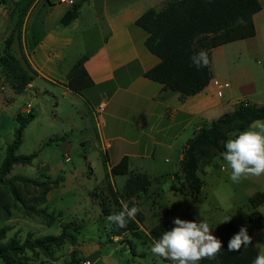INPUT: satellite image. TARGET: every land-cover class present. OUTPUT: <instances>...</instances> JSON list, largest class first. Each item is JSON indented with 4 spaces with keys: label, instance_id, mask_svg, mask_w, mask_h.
<instances>
[{
    "label": "rangeland",
    "instance_id": "374dc122",
    "mask_svg": "<svg viewBox=\"0 0 264 264\" xmlns=\"http://www.w3.org/2000/svg\"><path fill=\"white\" fill-rule=\"evenodd\" d=\"M69 1L0 0V53L5 39L12 32L22 39L25 21L33 7L41 2L38 6L63 8ZM18 42L22 49L21 40L15 41ZM13 50L19 57V51L14 47ZM21 52L19 59L24 62L25 55ZM233 58L226 62L219 52H214L211 69L222 82L218 85L219 95H222V86L226 94L233 91L234 83L229 74L241 70L239 67L243 60ZM247 65L252 72L241 78L251 77L258 90L263 92L264 74L261 68L250 60ZM229 84L231 87H228ZM9 90L6 92H12ZM15 98V102H10L14 113L6 109V116L0 117V166L7 146L15 139L18 126L16 114L24 110L22 117L26 118L31 112L28 103L34 108L35 118L24 130L23 143L17 155L37 153V157L31 164L16 165L7 178L19 176L42 182L45 180L43 175L56 178L61 174L65 176V181L43 188L15 182L13 186L18 199L3 186L0 191V228H10L8 238L18 235L24 240L30 232L35 236L59 235L66 225L72 223L75 227L67 231L70 236L60 249L54 250L51 255L40 250L28 251L27 258L43 264H80L84 260L90 264H169L152 254L151 241L138 240L129 233L120 237L109 233L111 222L108 217L118 208L106 185L105 163L108 160L105 150L101 149L98 130L101 117L97 115L95 118L92 108L86 105L75 109L69 99L61 96L59 100L48 94H42L36 100L30 95ZM243 102L234 101L228 108L234 111ZM1 109L4 110L3 107ZM259 122L252 130L258 131L264 125V120ZM62 137L67 143L60 139ZM55 138L57 141L48 143ZM133 165L144 163L140 160ZM151 173L148 175L152 179L158 178ZM231 174L232 169L223 155L217 156L213 164L200 171L204 181L201 193L190 196L171 190L172 184L178 187L183 183L182 171L175 174L174 183L165 176L161 177L163 179L159 177V180L153 181L148 193L138 199L146 217L141 229L148 232L149 227L163 221L166 231H171L176 218L188 221L206 218L210 230H213L223 224L221 220L224 216L231 217L235 226L242 227L251 211L249 198L256 192H264V174L242 177L238 183L231 180ZM127 179L128 175L116 177L118 192H123ZM259 211L264 215V206ZM256 242L264 244V229L258 231Z\"/></svg>",
    "mask_w": 264,
    "mask_h": 264
},
{
    "label": "crops",
    "instance_id": "0c3cea01",
    "mask_svg": "<svg viewBox=\"0 0 264 264\" xmlns=\"http://www.w3.org/2000/svg\"><path fill=\"white\" fill-rule=\"evenodd\" d=\"M78 1L70 0L63 8L38 6L41 2L33 7L25 21L22 49L19 42L13 47L19 51V57L23 51L39 76L21 94L14 91L5 76L0 77V117L8 111L14 113L10 105L18 95H30L33 100L42 94L57 100L61 96L69 99L75 109L86 105L92 108L95 118L101 117L98 130L101 149L108 160L107 173L128 157L130 172H152L174 183L175 174L181 171L184 145L197 132L232 111L228 107L234 101L264 105V90L259 91L252 78H246L252 72L248 60L264 74V0H259L262 10L254 17V37L211 52L212 68L215 51L226 62L233 57L243 60L241 70L229 74L233 91L226 94L222 86L219 95L218 85L222 82L211 69L210 84L184 102L180 101V93L163 91L162 85L144 76L160 59L147 49L148 33L136 24L147 10H159L169 0H89L77 19L63 25L62 17ZM84 55L88 56L85 67L95 84L77 94L67 88V74ZM8 89L12 92L7 93ZM28 106L34 114L31 103ZM23 112L16 116L24 115ZM62 141L67 143L66 139ZM140 160L144 165H133ZM116 177L110 175L115 190ZM124 192L125 186L121 194ZM218 228L211 230V234L215 236ZM257 233L253 235L255 245Z\"/></svg>",
    "mask_w": 264,
    "mask_h": 264
},
{
    "label": "trees",
    "instance_id": "16d2710c",
    "mask_svg": "<svg viewBox=\"0 0 264 264\" xmlns=\"http://www.w3.org/2000/svg\"><path fill=\"white\" fill-rule=\"evenodd\" d=\"M89 0H79L62 17V24L69 25L80 15L82 6ZM262 10L259 0H169L157 9H149L138 18L136 24L148 33L145 41L147 49L160 59V63L148 70L144 76L162 85L163 91L180 93V101L202 92L211 82V50L232 42L249 39L256 35L254 17ZM16 40H21L20 35L14 36L12 32L4 41L0 53V77L5 76L12 88L17 93H24L27 87L39 76L24 57L20 60L13 50ZM200 50H205L209 58L206 67L197 68L191 57ZM88 56L84 55L75 63L67 74V88L77 94H82L85 89L94 86V80L89 75L85 63ZM32 112L26 118L18 115V124L14 141L6 148L5 159L0 166V191L3 186L8 188L13 196L18 199V194L13 186L15 182L37 187L58 185L65 181V176L59 174L56 178L43 175L45 180L40 182L30 178L16 176L7 178L18 164L28 165L37 157V153L20 156L17 151L23 143V134L26 127L33 121ZM264 120V105L243 102L234 111L227 112L214 120L209 126L203 127L197 134L189 139L183 148L181 171L183 183L180 186L172 184L171 190L184 196L200 194L204 181L200 171L213 164L215 158L222 155L229 139L249 130L255 122ZM65 140L64 137L60 138ZM57 139H50L51 141ZM107 169V162L105 163ZM110 175H129L125 183V192L121 194L114 189ZM161 178V177H160ZM152 179L146 173L129 171V158L125 157L120 163L113 166L106 175V182L111 198L117 206L119 213L122 204L129 207L136 206L140 209L134 220H129L125 228H118L111 223L110 235L120 237L131 234L141 241L159 240L166 231V224L161 221L148 232L141 229L146 217L140 208L138 199L146 195L153 183L159 180ZM163 179V178H161ZM103 204V202L101 203ZM251 211L246 224L248 234L253 235L264 229V215L259 207L264 205V192H256L249 198ZM34 211V210H32ZM40 214L39 212H35ZM114 214H110L114 215ZM75 224H68L59 235L35 236L28 233L22 240L18 235L8 238V226L0 228V261L1 264H43L32 262L26 256L28 251L40 250L51 255L54 250L60 249L70 234L67 232ZM82 229V225L79 226ZM241 227L233 222L223 223L216 232L215 237L222 241L221 251L215 259L203 258L196 264H253L259 250L254 239L247 248L241 247L239 252L227 251L228 243L238 234ZM166 263L172 264L171 260ZM86 261V260H84Z\"/></svg>",
    "mask_w": 264,
    "mask_h": 264
},
{
    "label": "clouds",
    "instance_id": "9594fccd",
    "mask_svg": "<svg viewBox=\"0 0 264 264\" xmlns=\"http://www.w3.org/2000/svg\"><path fill=\"white\" fill-rule=\"evenodd\" d=\"M197 67H206L209 58L205 50H200L191 57ZM222 154L232 169L231 180L238 183L242 177L260 176L264 174V125L259 130H246L235 139H229ZM140 209L122 204V210L108 217V220L118 228H125L129 220H134ZM231 217L224 216L221 223L231 221ZM175 227L165 231L159 240L153 242L151 252L158 258L171 260L172 264H196L203 258L215 259L221 251L222 241L211 234L210 225L206 218L194 221L176 218ZM252 237L247 227H241L228 243L227 251L239 252L241 247L247 248L252 244ZM260 249L253 264H264V244L257 243Z\"/></svg>",
    "mask_w": 264,
    "mask_h": 264
},
{
    "label": "built area",
    "instance_id": "2783aa9c",
    "mask_svg": "<svg viewBox=\"0 0 264 264\" xmlns=\"http://www.w3.org/2000/svg\"><path fill=\"white\" fill-rule=\"evenodd\" d=\"M80 264H90V262H88V261H83V262H81Z\"/></svg>",
    "mask_w": 264,
    "mask_h": 264
}]
</instances>
